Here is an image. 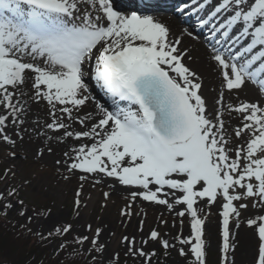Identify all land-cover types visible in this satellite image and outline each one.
I'll return each mask as SVG.
<instances>
[{"label":"snow or ice","instance_id":"snow-or-ice-1","mask_svg":"<svg viewBox=\"0 0 264 264\" xmlns=\"http://www.w3.org/2000/svg\"><path fill=\"white\" fill-rule=\"evenodd\" d=\"M176 12L178 30L116 0H0V164L30 153L43 171L53 157L84 223L45 228L53 207L22 189L50 185L18 163L0 173V219L19 218L17 239L55 244L57 264H209L213 215L217 264H237L242 229L248 264H264V0H184ZM185 37L203 43L214 85ZM93 190L101 210L123 201L119 224L137 217L136 234L87 221ZM144 205L160 209L147 232Z\"/></svg>","mask_w":264,"mask_h":264},{"label":"bare ground","instance_id":"bare-ground-1","mask_svg":"<svg viewBox=\"0 0 264 264\" xmlns=\"http://www.w3.org/2000/svg\"><path fill=\"white\" fill-rule=\"evenodd\" d=\"M165 2L171 3V4L172 3L176 4V0H159V1H157V4H159V3L162 4V3H165ZM183 3H184V1H183ZM171 4H169V6L174 7ZM153 14H156V15L160 16L163 20H165L166 22L171 24L177 30L181 26L180 23H179L181 18L180 17L178 18V16L176 14H174V13L155 12ZM184 26H187V25H184ZM189 45L194 46V50H193V52L191 54L193 56L199 58L198 62H192L190 66L193 67L198 72H200L201 74H203V76L205 77L206 85H210V86L214 85L215 84V80H214V77H213L212 70L208 66V64H207V62L205 60V48H204L203 43H198L196 41L190 40L187 37H185V46H189ZM241 98H245L243 93H241ZM247 98L248 99L253 98V95H252L251 92H249ZM25 155H28V157H29L27 159V161L35 163L37 169L40 167L38 162L34 161L31 158V154L30 153H25ZM53 159H54L53 157H47L46 158V160L44 162L45 163V167H44L43 170H47L48 167L54 169V167H53ZM42 172L43 171H40L39 174H43ZM40 176H42V175H40ZM60 184H61L60 191L62 192V191H64V187L66 185H64L63 183H60ZM93 191H94L95 195H94L92 204H91L90 208L86 209V212L83 213L84 214L83 216L87 219V221L91 222L93 224V226L95 227V226H97L96 217L97 216H101L102 220L100 221V223L107 224L108 228L111 231L118 230V229L122 228L124 230V232L128 231L127 233L136 234L135 217L133 218L132 222L128 225L127 228H124V227H122L119 224V220H120L119 209H120V206L123 204V201L121 199H119L118 197H113V199L116 200V203L115 204L109 203V206L107 207V209H108L107 212H105V213L103 212L100 215H95L94 213H96L97 207L100 205V201H101L102 197L100 196L99 191H97V190H93ZM144 207H147V211H148V217H147L146 223H145V232H147L148 231V227H150V225H152V223L154 222L153 218L156 215L155 210L156 211H158V210L160 211V209H156V208H153V207L148 206V205H144ZM213 211L215 212V209H213ZM80 221L84 222V220H80ZM206 229H208V231L211 234L212 245L216 246L217 242H218V231H219V218H218V216L213 215L212 217H210L209 221L206 224ZM187 234H188V229H187V227H185V235H187ZM105 236H108V231L107 230L104 233V237ZM249 236H250V232L248 230H246V229H242L241 230L239 239L241 241V245L242 246H241L240 249L237 250V253H236L237 260L238 261L242 260L246 264L248 263L250 257L247 256V255H244L243 253L245 252V249L249 245V240H248Z\"/></svg>","mask_w":264,"mask_h":264},{"label":"rangeland","instance_id":"rangeland-1","mask_svg":"<svg viewBox=\"0 0 264 264\" xmlns=\"http://www.w3.org/2000/svg\"><path fill=\"white\" fill-rule=\"evenodd\" d=\"M11 163H18L21 168L23 169V176L27 177L32 175L33 173H38V178L40 181L46 182L47 184L50 185V187H48L46 190L42 189L40 192H36L32 187H28V188H24L22 189V196L24 198H26V200L29 202L30 206H34V207H41L43 205H48L53 207V212L56 213V215H54L52 217L51 220L46 221L45 222V228H49L51 227L54 223H56L59 220H66V219H70L72 220V222L74 224H82L84 223L83 221L80 220H75L72 218L71 213H72V202H73V188L75 186V183L73 182L72 184L66 185L64 187V191H60L61 188V184L57 183V179H56V174H55V170L48 167L47 170H43V174H39L40 171H38L36 164L32 163L30 161H27L23 158H21L20 160L17 161H9L6 164H0V173H2L3 168L9 166ZM20 175V174H18ZM42 175V176H40ZM21 181L18 179L17 181H15V183H20ZM35 183V181H34ZM147 209V207H146ZM108 209L104 208L103 210H101L100 205L97 207V211L96 213H94L95 215H100L103 212H107ZM86 212V210L84 211V213ZM156 215L153 218V223L152 225H150V227H148V230L151 227H155V219L156 216L158 215V211H156ZM82 215H84L82 213ZM10 221H17L19 218L15 216V214H12L9 218ZM94 219V218H93ZM135 222L136 225L138 224V218L135 217ZM206 238L211 240V234L208 231V229H206ZM79 231L82 234H86L84 233V229L80 228ZM116 235H118L117 237L121 236L122 234L127 233L128 231H125L120 228L118 230H113ZM173 234L175 233V230H172ZM108 236H105V238H107ZM218 243V242H217ZM55 244L50 245V253L52 254L53 249L55 248ZM117 250H120L122 252V249H120L117 246ZM173 256L175 257V253H173ZM217 258H218V253L216 252V246L213 245V247L209 250V263L210 264H217ZM237 259V258H236ZM176 261H179L180 258L179 257H175ZM168 264H174L173 260H169ZM182 264V262H181ZM237 264H246L244 263L242 260L238 261L237 260ZM248 264V263H247Z\"/></svg>","mask_w":264,"mask_h":264},{"label":"trees","instance_id":"trees-1","mask_svg":"<svg viewBox=\"0 0 264 264\" xmlns=\"http://www.w3.org/2000/svg\"><path fill=\"white\" fill-rule=\"evenodd\" d=\"M11 222L0 219V264H25L31 256H35L37 260L43 259L44 264H57L56 258L50 253V245L41 247L34 238L21 236L17 239L18 226L14 228L16 221ZM74 264H82V261L77 260ZM129 264L132 262L129 261Z\"/></svg>","mask_w":264,"mask_h":264}]
</instances>
